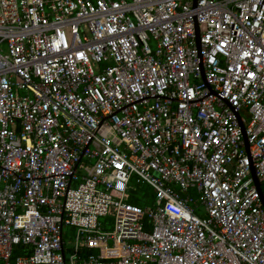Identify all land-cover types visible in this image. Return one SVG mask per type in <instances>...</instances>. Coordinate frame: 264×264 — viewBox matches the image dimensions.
I'll use <instances>...</instances> for the list:
<instances>
[{
    "label": "built area",
    "instance_id": "1",
    "mask_svg": "<svg viewBox=\"0 0 264 264\" xmlns=\"http://www.w3.org/2000/svg\"><path fill=\"white\" fill-rule=\"evenodd\" d=\"M262 199L264 0H0V264H264Z\"/></svg>",
    "mask_w": 264,
    "mask_h": 264
},
{
    "label": "water",
    "instance_id": "2",
    "mask_svg": "<svg viewBox=\"0 0 264 264\" xmlns=\"http://www.w3.org/2000/svg\"><path fill=\"white\" fill-rule=\"evenodd\" d=\"M195 37H196V42H197V45H199V33H200V27H199V24L195 21ZM239 126L241 128V132H242V136H243V139L245 141V147H246V150L247 152L249 153V145H248V142H247V139H246V135H245V128H244V125L242 122L239 123ZM250 166V172H251V176L253 178V181L255 183V186L257 188V190L261 193V190H260V182L255 174V170H254V167L252 165V163L250 162L249 164ZM262 197V196H261ZM262 202H263V199H262ZM263 205H264V202H263Z\"/></svg>",
    "mask_w": 264,
    "mask_h": 264
},
{
    "label": "trees",
    "instance_id": "3",
    "mask_svg": "<svg viewBox=\"0 0 264 264\" xmlns=\"http://www.w3.org/2000/svg\"><path fill=\"white\" fill-rule=\"evenodd\" d=\"M143 189L148 190L147 187H143ZM129 202L135 205H139V206H144L145 205V200L142 197V194H136V195H132L129 199Z\"/></svg>",
    "mask_w": 264,
    "mask_h": 264
},
{
    "label": "rangeland",
    "instance_id": "4",
    "mask_svg": "<svg viewBox=\"0 0 264 264\" xmlns=\"http://www.w3.org/2000/svg\"><path fill=\"white\" fill-rule=\"evenodd\" d=\"M100 219H101V221L104 220V218H100ZM108 228H111V224H108ZM72 232H74V230H72L71 228H69L68 233L71 234Z\"/></svg>",
    "mask_w": 264,
    "mask_h": 264
}]
</instances>
